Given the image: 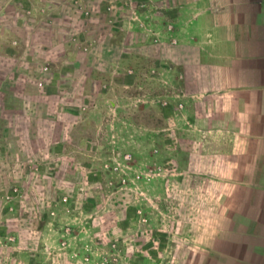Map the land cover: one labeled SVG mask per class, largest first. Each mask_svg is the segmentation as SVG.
Here are the masks:
<instances>
[{
	"label": "rangeland",
	"instance_id": "374dc122",
	"mask_svg": "<svg viewBox=\"0 0 264 264\" xmlns=\"http://www.w3.org/2000/svg\"><path fill=\"white\" fill-rule=\"evenodd\" d=\"M224 1L0 0V264H225L264 234Z\"/></svg>",
	"mask_w": 264,
	"mask_h": 264
},
{
	"label": "crops",
	"instance_id": "0c3cea01",
	"mask_svg": "<svg viewBox=\"0 0 264 264\" xmlns=\"http://www.w3.org/2000/svg\"><path fill=\"white\" fill-rule=\"evenodd\" d=\"M219 5V11L224 9L225 15L219 12V25L230 52L220 57L217 69L220 77L234 79L232 86H222L231 96L224 102L223 98L220 100L219 107L225 110L221 118L234 120V140L245 142L249 151L236 155L235 163L250 168L252 174L264 175V158L261 156L257 162L256 146L264 142V0H225ZM238 232L235 234L245 239L244 246L240 251L237 243L234 256L225 253L228 256L221 262L264 264V234H257L251 226ZM255 238L261 239L253 241ZM218 253L221 255L223 249Z\"/></svg>",
	"mask_w": 264,
	"mask_h": 264
}]
</instances>
